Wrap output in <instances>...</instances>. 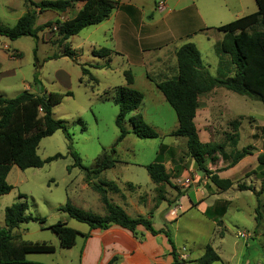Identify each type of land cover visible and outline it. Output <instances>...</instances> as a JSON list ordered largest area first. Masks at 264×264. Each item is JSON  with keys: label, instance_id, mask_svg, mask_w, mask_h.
Here are the masks:
<instances>
[{"label": "rangeland", "instance_id": "1", "mask_svg": "<svg viewBox=\"0 0 264 264\" xmlns=\"http://www.w3.org/2000/svg\"><path fill=\"white\" fill-rule=\"evenodd\" d=\"M79 1L84 0L76 1L74 6L65 13L47 11L38 14L37 25L47 21L53 23L39 32L38 40L31 36L11 40L7 36L0 35V95L11 98L27 89L35 93L71 91L72 96H65L60 104L54 106L53 116L66 124L72 136V150L80 155L83 165L93 168L96 166L97 157L104 149L110 150L119 137L120 132L116 125L119 107L113 102L112 96L116 86L124 84L122 69L128 63L117 57V45L121 44V39L117 38V28L118 31L120 30L117 17L89 26L69 38V43L77 53V61L67 56L49 59L52 55L61 54L63 51L58 43L61 36L55 22L57 20L62 22L75 16L79 11ZM210 1H151L152 13L147 14L148 16L150 14L148 18L162 21L160 32L163 34L151 41L160 42L165 38L170 40L169 36L165 37L163 32L174 29L176 37L173 38L177 40H172L175 43L184 44L180 40L186 34H191L192 37L184 42H193L200 47L202 62L211 74L233 76L235 66L231 58L226 60L224 57L223 60H226V63H223L221 68L217 64L219 59L215 41L217 31L213 30L209 35L197 31L201 20L196 15V7L209 21L212 12L203 4H209ZM218 1L222 2V0ZM239 1L228 0L226 10L228 16L224 19L225 24L258 9L255 0ZM129 2L140 3L139 0ZM161 5H164L162 10L159 8ZM170 9L175 11L170 13ZM27 10L26 0H0V23L13 26ZM176 23H182L185 26L182 28ZM170 24L174 26H169ZM255 30H264V27L257 26ZM102 47L110 48L112 51L111 62H108L110 66L91 68V64L107 63L108 58L98 59L93 55L94 50ZM85 63L92 76L83 75L81 66ZM128 68H132L136 75L135 88L145 94V99L138 107V112L143 115L148 124L156 129L159 137L139 138L134 133L128 134L116 146L115 157L119 159V162L115 167L93 177V181L117 183L120 190L117 193L112 190L108 192L110 198L115 195L117 199L115 204L125 208L122 202H127L129 210L128 207L126 208L133 217L143 215L151 218L150 212H152L151 219L154 227L171 229L179 252L198 257L203 254L206 245L210 244L214 248L219 246L221 254L231 260L236 245L243 251L242 264H258L259 256H263L260 262L264 264V195L261 196L263 216L260 223H257L256 196L251 194L250 190H241L239 187L247 183H251L250 185L259 183L262 177L261 168L253 169L244 163L240 169L232 170L230 179L233 185L231 188L214 196V198L227 197L233 202L222 219L220 218L222 215L212 217L208 210L200 211L195 208L184 214L179 211L172 215L173 207L169 208L167 201L159 202L158 188L145 168V165L156 160L162 144H167L163 146L162 151H166L167 146L175 150V156L167 167L173 183L179 187H183L182 183H187L189 184L187 189H191L193 183H204L206 180V183L212 182L188 156L186 139L171 135V132L178 128L174 108L163 98L161 91L156 90L153 83L142 78L143 69L133 66H128ZM37 78L39 82L35 81ZM233 95L236 98L230 100L231 110L228 112V119L220 118L216 126L218 138L211 140L216 145H223V152L217 154L220 161L217 164L208 165L213 171H217V169L214 170L215 167L226 169L231 162V152L237 149L232 148L225 135L226 131L233 129L232 121L240 120L241 124L244 122L243 128L239 130L241 133L239 150L250 143L256 144L249 137L250 128L255 127L260 130L261 125H264V104L262 102L235 93ZM79 119L83 120L85 129L78 121ZM69 145L67 135L61 129L43 138L37 149L42 159L58 153L63 157L46 163L40 168L21 170L17 165H13L7 178V181L13 185V189L10 193L0 196V227L4 226L6 208L18 201L28 203V215L46 218L45 223L31 220L13 230L17 242H46L55 246L56 250L53 253L27 254V261L31 263L82 264L81 254L87 239L83 234L87 233L89 226L71 218L67 212L61 210L66 203L101 215L105 214L99 193L85 179L86 170L73 166L75 158L71 154ZM184 169L187 172L183 175ZM164 188L167 200L175 199L177 191L168 184H164ZM20 194L25 197L19 198ZM213 200L215 199L212 197L208 198L209 205L213 203ZM221 205H223L222 202H218L217 208ZM168 215L176 217L177 221L165 220ZM58 221L66 222L82 233L78 235L76 244L72 248L61 247L59 236L49 228ZM137 231V238L141 241L145 240V233ZM158 240L161 242V238ZM246 240L251 243L249 247H246ZM167 254L164 256L165 260Z\"/></svg>", "mask_w": 264, "mask_h": 264}, {"label": "trees", "instance_id": "2", "mask_svg": "<svg viewBox=\"0 0 264 264\" xmlns=\"http://www.w3.org/2000/svg\"><path fill=\"white\" fill-rule=\"evenodd\" d=\"M78 0H41L34 2L26 0L28 10L18 19L13 26L0 23V35L7 36L11 40H16L23 36H31L39 39V32L50 27L53 23L47 21L37 25L38 14L46 11L65 12L74 6ZM258 10L239 17L231 22L216 27L224 33L220 43L222 52L231 56L232 63L235 65L233 76L219 77L214 76L204 66L201 52L193 42L183 44L177 51V62L179 74L173 79L157 82L158 89L163 93L167 102L174 108L179 126L171 132L172 136L186 138L188 154L202 170L206 176L220 190L226 191L233 185L231 179L221 178L216 171L209 169L208 164H217L219 156L223 152V145L212 142H202L195 124V116L198 107V95L212 90L216 87H224L237 94L247 96L250 99L258 100L264 104V30H255L257 26L264 27V0H255ZM119 0H84L82 8L73 16L62 22L56 21L60 34L59 45L63 48L61 54H54L49 59L67 56L77 61V53L69 43V38L79 34L83 29L100 24L109 19L112 12L119 7ZM110 48L102 47L94 50L93 55L100 59L108 58L107 63L91 64V68L109 67L111 62ZM83 64V75L92 76L91 71ZM126 85L116 86L112 96L113 102L119 107L116 117V125L119 129V137L110 150L104 149L96 159V166L87 168L82 163L80 155L72 150V136L68 132L66 124L54 118L53 108L60 104L65 96H72L71 91L65 93L46 92L35 93L29 89L22 91L15 97H5L0 95V196L8 194L13 189V185L7 181L9 172L13 165H17L21 170L28 168H40L46 163L62 158L58 153L54 156L42 159L37 153V149L42 139L53 135L57 130H63L70 142L71 154L75 158L73 166H79L86 170L87 183L100 195V199L105 208V214L101 215L92 211L66 203L61 210L67 212L71 218L81 223H85L92 229L107 230L113 225H119L132 232L137 238L138 226L142 225L152 235L164 234L172 247L170 254L173 257L172 264H186L196 262L197 264H212L221 261L220 255L215 249L207 244L202 256L195 260H186L181 257L175 244L172 230L169 228L157 229L153 225L152 212L147 218L143 215L131 216L126 210L111 201L108 191L118 192L120 188L113 181L94 182L93 177L99 176L103 171L115 167L119 161L115 157L116 146L128 134L134 133L139 138H157L159 133L148 124L141 113L131 116L144 100V93L133 87L134 75L130 69L123 72ZM94 78V77H93ZM96 80V78H94ZM36 82L38 78L35 79ZM83 129L84 122L78 120ZM240 121L231 122L233 132L227 134V140L233 148L237 147L240 139ZM130 126V128L128 127ZM254 147L247 145L241 150L231 152V162L227 166L231 168L247 155L253 154ZM258 163L261 168L263 179L259 190L247 185H239L241 190H252L256 196V221L262 220L261 208L263 207L261 196L264 195V152L258 155ZM147 172L156 184L159 195V202L166 200L168 207H174L179 198L186 194L188 189L182 190L179 185L171 181V175L165 165L157 160L145 165ZM218 171V170H217ZM164 184L170 185L177 191L173 200H167ZM25 195L20 194L19 198ZM28 203L18 201L8 206L5 210L4 226L0 227V264H43L31 263L27 261L29 253H53L56 248L46 242H17L13 230L19 228L21 224L29 221L46 222L44 217L28 215ZM224 212L221 213L223 215ZM60 239V245L64 248H72L77 241L78 235L82 233L69 226L66 222L58 221L49 227ZM85 238L90 233L83 234ZM119 257L114 256L107 264H115Z\"/></svg>", "mask_w": 264, "mask_h": 264}, {"label": "crops", "instance_id": "3", "mask_svg": "<svg viewBox=\"0 0 264 264\" xmlns=\"http://www.w3.org/2000/svg\"><path fill=\"white\" fill-rule=\"evenodd\" d=\"M119 1H120L119 8L117 7V9H115L112 12L109 19L117 17L118 24L120 25L119 31L117 28V38L121 39V44L118 43L117 45V57L122 58L123 60L126 61V63H128L125 66V68L122 69V71L124 72L125 70L130 69L133 72L134 75L133 87H135L136 75L134 74L133 69L128 68V66L129 67L133 66L143 69L142 78L146 79L150 83H153L157 90L158 89L156 85L157 82L178 77L179 69L177 62V51L183 44L175 43L172 40V39L177 40L173 38L176 37V30L174 29H171L168 32L167 31L163 32L165 37L169 36L170 40L165 38L167 40L163 39L160 42L151 41L152 39L158 38V36L162 34L160 32L161 31L160 25L162 21L148 18L152 13L151 1L158 2V0H139L140 3L138 4L130 3L129 2L130 0L128 2L124 0H119ZM165 2H168V0H165ZM239 2H242V0H240ZM83 4L84 1L82 2L79 1L78 10L82 8ZM166 5L168 7L167 3ZM203 6L206 7V9L210 10L212 13L208 21V19H206L201 14L199 9L196 7L197 10L196 15L198 18H200L199 20H201V24L197 28V31L206 35L212 33L213 30L217 31V36L215 39L216 46L218 47L216 51L219 54V59L217 61V64L219 68H221L223 66V63H226V60L230 59L231 56L221 51L220 43L224 37V33L217 30L216 27L221 26L226 22V20L224 19L226 16H228V13L226 11L228 8V0H222V2L220 3L218 0L217 1L211 0L209 4H203ZM174 11H175L174 9L172 10L170 9V13H173ZM148 13H150L149 16L147 15ZM222 20H224V22ZM176 25L182 28H184L185 26L182 23H176ZM169 26L173 27L174 24H170ZM191 37H192L191 34H186V36L182 38L180 41H183L181 43L185 44L186 42L184 41H188V39H190ZM224 57L226 58L225 61L223 60ZM201 58H202V54H201ZM231 68L233 69V67ZM219 77H226V76H219ZM123 83H124L123 85H126L125 79ZM231 92L233 91L228 90L224 87H216L212 90L200 93L198 95V107L194 121L196 124L199 137L202 142H211V140L218 138V130L216 126L220 122V118L226 117L228 119L227 115L229 110H231L230 100L236 98L233 95V93L235 92L233 93ZM163 98L166 100L164 95ZM144 99H145V94H144ZM137 113H139L138 109L135 112H133L131 116ZM241 122L242 121H240L238 131L240 130V128H243L244 122L242 124ZM178 126H179V122H178ZM261 126L262 127L260 130H257L255 127L250 128L251 135L249 137L254 143H256V144H252V143L249 144L254 147L253 154L247 155L242 160H240L235 166L231 168L221 169L219 167H215L214 170L216 169L218 170L216 171V174L219 177L230 179L232 170L240 169V167L244 163L246 164V166H249L253 169L259 168V163L257 158L260 153L264 152V125L262 124ZM128 127L130 128V126ZM232 132L233 129H231L229 132L226 131L225 135L227 136V134ZM239 134L241 137L240 131ZM239 142L236 147L238 150H239L238 148ZM164 145L166 146L167 144H162L160 146V150L155 161L157 160L161 161L167 169L168 163L172 162V159L175 156V150L167 146L168 149L166 151L165 150L162 151ZM186 148H187V144H186ZM186 150L188 154V149ZM190 158L194 162V159L192 157ZM209 164L213 165L212 163ZM210 168L212 167H209V169ZM185 172H187L186 169L183 170V175L185 174ZM261 176L262 177L259 180V183H256L255 185L254 184L250 185L251 183H247V186L253 187V189L256 191L259 190L261 186V181L263 179L262 174ZM206 182L207 180L204 183H193V187L191 189H188L186 194L179 198L176 205L172 208L171 214L174 215L176 214V212L179 213V211L182 212V214H184L189 210L195 208L200 211L208 210L210 212V215H212V217L221 215V213L224 212V214L220 217L222 219L227 214L230 206L233 205V202L231 199L227 197L214 198L215 194H219V192H224V191L220 190L214 183H206ZM115 184L117 185V183ZM182 184L183 187H180L182 190H185L187 189V187H189V184L187 183H182ZM250 192L251 194L254 195V192L252 190H250ZM113 196H114L113 198H110L109 196L108 197L111 201L116 203L117 199L115 198V195ZM211 197L215 200H213V203L209 205L208 198ZM218 202H222L223 204L221 205L220 208L219 207L217 208ZM122 205L128 207L127 202L125 203L122 202ZM126 207L123 208L126 210L128 214L131 215V212L128 211L129 207L128 210ZM165 220L167 221L170 220V222L177 221L176 217L174 216L169 217V215L165 217ZM137 229L145 233V240L143 241L139 240L132 234L131 231L122 228L119 225H113L111 228L107 230H102L99 228L91 230L90 228H88L87 233H90V236L85 240L83 245L82 254H81L82 264H107L114 256L119 257V261L118 262L116 261L115 264H172L173 257L171 254H167L171 252L172 247L171 245H169L167 237L163 234L152 235L142 225H139ZM159 238H161V242H159L158 240ZM222 238H224V236H222ZM245 242H246L245 243L246 247L247 246L249 247L251 245V243L248 242L247 240ZM234 248L235 250L232 252L230 258L232 260L231 261L226 259L221 254V250L219 249V246L215 247L214 249L220 255L221 261H216L212 264H242L243 251L242 249H238L239 247H237L236 245L234 246ZM166 254H167L166 256L167 258L165 260L164 256ZM179 254L181 255L182 258L186 260H195L200 257V256L192 257L191 255L182 252H179ZM261 257L263 256H259L257 259L258 264H263V262H260ZM186 264H197V263L189 262Z\"/></svg>", "mask_w": 264, "mask_h": 264}, {"label": "built area", "instance_id": "4", "mask_svg": "<svg viewBox=\"0 0 264 264\" xmlns=\"http://www.w3.org/2000/svg\"><path fill=\"white\" fill-rule=\"evenodd\" d=\"M163 7H164V5H161L159 8L162 10V9H163Z\"/></svg>", "mask_w": 264, "mask_h": 264}]
</instances>
